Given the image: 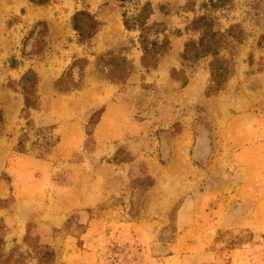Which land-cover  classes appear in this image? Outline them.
<instances>
[{
	"label": "rangeland",
	"instance_id": "1",
	"mask_svg": "<svg viewBox=\"0 0 264 264\" xmlns=\"http://www.w3.org/2000/svg\"><path fill=\"white\" fill-rule=\"evenodd\" d=\"M150 1V21L165 23L170 48L146 72L137 32L124 28L118 1L0 0V264H37L35 249L23 240L29 220L31 237L54 249L53 264H264V45L257 44L264 0H232L214 12L218 28L239 23L245 35L229 49L234 71L225 88L209 97L211 57L193 64L180 57L184 43L198 37L186 29L194 12L186 0ZM194 1L197 9L203 0ZM78 9L101 22L85 45L71 26ZM37 21L47 30L38 26L30 35ZM108 49H122L135 67L124 83L101 79L95 70V56ZM229 51L223 54L230 57ZM75 57L87 59L81 86L56 91L53 82ZM171 68L184 70L185 86L171 78ZM28 69L37 75L38 105L24 110L19 79ZM243 131L239 145L235 137ZM22 132L25 152L18 153L13 146ZM120 146L131 162H109ZM141 164L156 183L145 198L129 176L139 175ZM205 185L208 196L197 198ZM84 193L96 194L93 206L68 200ZM143 198L139 215L131 216ZM190 199L197 205L186 215L195 219L171 214ZM217 210L230 218L217 219Z\"/></svg>",
	"mask_w": 264,
	"mask_h": 264
},
{
	"label": "trees",
	"instance_id": "2",
	"mask_svg": "<svg viewBox=\"0 0 264 264\" xmlns=\"http://www.w3.org/2000/svg\"><path fill=\"white\" fill-rule=\"evenodd\" d=\"M33 5H45L51 0H27ZM119 2L121 8V19L124 28L127 31L137 32L136 40L140 49V66L144 71L156 69L161 57L167 53L170 48L169 36L166 33V25L163 21H150L154 8L150 0H115ZM196 2L194 0H186V6L190 11L194 12L193 18L186 25L187 30L198 33L196 39L190 38L184 43L183 50L180 54L181 60L188 63H196L199 59L210 56L209 61V80L204 89V96L209 97L217 94L225 88L227 80L234 71V55L231 49L236 43L241 44L244 40V30L239 23L230 24L226 29L218 28L217 17L214 12L228 8L232 5V0H203L195 9ZM158 10L167 15L169 9L163 3L157 5ZM200 11V13H196ZM43 26L42 32L47 30L45 21H37L30 35L34 33L36 27ZM71 26L76 34V42L79 45L90 43L91 39L97 33L101 26V22L97 17L87 9H78L71 15ZM41 32V31H39ZM37 30V34L39 33ZM258 45H264V31L259 35ZM124 49V48H123ZM228 50L231 55L226 57L223 51ZM36 50L34 53H38ZM87 64L86 58H74L68 69L53 82L56 91L64 93L74 89H78L82 84L83 70ZM94 67L101 79L110 83H124L130 75L135 71L132 62L124 54L123 50L108 49L95 56ZM78 69V78L73 76V69ZM176 74H182L181 77H175ZM170 76L172 79L180 81L182 86L188 82V77L184 70L171 68ZM37 75L32 69L26 70L19 79L20 92L23 95L24 110L36 109L38 105V97L36 95ZM102 112V111H101ZM94 114L91 115V118ZM98 120L94 121V123ZM30 124V121H27ZM4 116L0 109V135L3 131ZM90 134V131H87ZM26 133L22 132L17 138L13 151L18 153L25 152ZM46 141L45 144H49ZM132 155L123 146L118 147L109 162L119 164L122 162H131ZM131 179V188H137L141 193L140 196L146 197L147 191L155 184L154 178L148 172L146 165L141 164L140 174L136 177L129 175ZM144 198L138 201L137 208H132L134 212H130L131 216L137 217L140 209L143 208ZM177 206L171 210V214L177 210ZM2 221V220H0ZM174 220L170 219L169 228H174ZM32 220L27 222L26 234L23 238L26 245L35 249L34 257L37 264H53L55 260L54 249L46 244H41L39 237L35 235L31 237L30 228ZM2 262L1 264H3Z\"/></svg>",
	"mask_w": 264,
	"mask_h": 264
},
{
	"label": "crops",
	"instance_id": "3",
	"mask_svg": "<svg viewBox=\"0 0 264 264\" xmlns=\"http://www.w3.org/2000/svg\"><path fill=\"white\" fill-rule=\"evenodd\" d=\"M137 61H138V58H137ZM259 120V118H256L255 117V119L253 120V121H255L256 123H257V121ZM255 124V123H254ZM234 126H239V127H243L242 125H238V123H234L233 124ZM256 125V124H255ZM255 128V127H254ZM254 128H252V129H254ZM253 130H251V133H253L252 132ZM243 133H244V131L243 132H241V134H239V135H237L236 137H235V141L239 144V145H244L245 144V140H246V138H245V135H243ZM156 184V183H155ZM155 184H154V186H155ZM206 185H208V184H206ZM204 186V188L202 189V190H199L198 191V194L196 195V197L197 198H199V197H202V198H204L205 196H208V194H207V186ZM95 193V192H94ZM94 193H93V195H94ZM61 196V195H60ZM57 197L56 199L57 200H59V202L60 203H62L63 205H62V209H61V213H62V215L63 216H65L66 215V211H67V208H66V206H64V204H65V201L64 202H62L64 199H63V197ZM63 196V195H62ZM96 194L94 195V196H88V195H86L85 193L84 194H82L81 196L80 195H77V196H74V197H72V198H69L68 200H72V201H74V202H76V203H78L79 202V205H78V207H91V206H93L95 203H96ZM54 198H55V196H54ZM172 200V199H171ZM174 201V200H173ZM173 201H169V203H168V205L170 204H172L173 203ZM166 206V208H168L169 206ZM196 205H197V201H195V200H192V199H190V200H184L183 202H182V204L179 206V208L177 209V219H195V214L194 215H191V213H192V210L196 207ZM165 208V209H166ZM218 209L220 208V205L217 207ZM224 209V208H223ZM66 210V211H65ZM167 210L168 209H166V211L165 212H167ZM191 211V213H190V215L189 216H187L186 215V213H189ZM217 212H218V214H217V219H226V218H230V215H231V213L230 214H227L226 212H225V210H220V211H218L217 210ZM186 215V216H185ZM59 219H62L61 217H59ZM206 219H210L208 216H207V218ZM205 254H206V256H210L211 255V253L210 252H205ZM214 254V253H213Z\"/></svg>",
	"mask_w": 264,
	"mask_h": 264
}]
</instances>
